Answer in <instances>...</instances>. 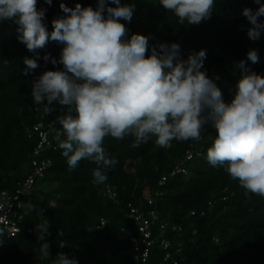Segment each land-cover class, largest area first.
I'll list each match as a JSON object with an SVG mask.
<instances>
[{
    "label": "trees",
    "instance_id": "1",
    "mask_svg": "<svg viewBox=\"0 0 264 264\" xmlns=\"http://www.w3.org/2000/svg\"><path fill=\"white\" fill-rule=\"evenodd\" d=\"M61 2L69 8L77 3L93 8L97 4V0H52L49 6L45 0H37V8L46 9L43 22L49 32L52 20L66 15ZM121 2L136 5L131 22L121 21L129 30L127 38L135 33L148 36L149 54L151 46L161 42L179 44L183 59L191 51L206 50L202 71L214 79L225 102L232 100L245 72L264 75V32L258 40H251L247 35L251 25L242 14L244 8L255 11L259 7L254 0H215L211 18L198 25H180L159 0ZM259 20L264 21V16ZM17 29L11 20L0 21V190H14L32 171L30 158L38 140L34 124L40 119L57 123L50 132L51 145L41 153L51 164L36 179L42 185L32 197L31 209L26 207L29 215L22 231L13 237L0 232V264H52L60 252L74 256L78 264H264V197L246 194L223 167L207 162V149L216 135L212 126H204L198 141L173 140L167 148L158 147L155 137L138 148L131 147V136L123 140L106 137L103 146L118 163L107 171L108 179L102 184L92 183L97 166L90 161L82 160L75 170H69L54 140L55 132L61 130L59 118L68 109L54 102L55 110L46 114L44 106L35 105L31 96L37 76L63 69L43 60L49 53L59 59L63 45L49 39L44 48L30 52L19 41ZM250 50L257 52L258 63L248 60ZM25 57H39V66L27 70ZM240 61L245 62L244 69L237 67ZM192 145L201 147V154L186 162L187 173L172 175V168ZM107 187L115 192L114 197L107 195ZM147 189L153 195L159 191L155 205L145 198ZM51 199L54 205H49ZM209 200L213 204L208 209ZM131 207L144 212L154 208L157 214L151 226L154 242L146 260L136 257L138 251L126 232H138ZM192 210H196L193 215ZM44 220L51 224V257L42 261L35 227ZM163 223L169 227L161 228ZM174 224L182 229H172ZM57 230L64 232L62 238L57 237ZM162 238L170 241L168 248L161 245ZM59 239L66 240L67 246L61 248ZM167 251L170 256L165 259Z\"/></svg>",
    "mask_w": 264,
    "mask_h": 264
},
{
    "label": "clouds",
    "instance_id": "2",
    "mask_svg": "<svg viewBox=\"0 0 264 264\" xmlns=\"http://www.w3.org/2000/svg\"><path fill=\"white\" fill-rule=\"evenodd\" d=\"M254 2L259 7L244 8L242 14L251 25L247 35L255 41L264 32V21L259 20L264 3ZM159 4L180 25H198L211 18L215 0H159ZM135 8L121 0H97L95 8L80 3L69 8L61 2L66 15L53 19L49 32L43 22L46 9H38L37 0H0V21L18 25V39L28 51L36 53L49 39L63 45L59 59L50 53L43 56L45 63L63 69L37 76L31 96L46 114L55 110L54 102L68 109L59 118L61 130L54 140L69 170L82 160L90 161L97 166L92 183L102 184L107 171L118 163L103 146L106 137L131 136L132 148L155 137L158 147L167 148L173 140H200L201 130L211 123L216 135L207 149V162L223 167L246 194L264 197V75L245 72L232 100L225 102L214 79L202 71L206 50L191 51L183 59L179 44L161 42L151 46L149 54L148 36L135 33L127 38L129 30L121 21L130 23ZM247 57L252 63L259 61L255 50ZM38 58H24L27 70L39 66ZM237 67L244 69L245 62ZM50 227L48 220L35 227L42 261L51 257ZM63 236L57 230V237ZM67 244L59 239L61 248ZM52 264H78V260L60 252Z\"/></svg>",
    "mask_w": 264,
    "mask_h": 264
},
{
    "label": "built area",
    "instance_id": "3",
    "mask_svg": "<svg viewBox=\"0 0 264 264\" xmlns=\"http://www.w3.org/2000/svg\"><path fill=\"white\" fill-rule=\"evenodd\" d=\"M211 78V75H208ZM37 109V107H36ZM68 113V110H67ZM57 122L52 120L51 122L45 123L43 120H39L34 124V132L37 133L38 140L37 145L33 149L32 153V171L26 176L25 179L18 181V185L12 191L0 190V204H3L4 207L0 209V232L5 234L7 237H13L22 231V225L25 220L28 219V212L26 211L27 205L33 204L32 197L37 194V184L36 179L38 177H43L51 160L46 157H41L43 150L51 145L50 132L52 127ZM206 127H211V123L205 125ZM201 154V147L192 145L186 150L182 160L177 163L171 170L172 175L187 173V163L190 161L193 156H199ZM165 177L160 179V184L165 180ZM107 195L110 197L115 196V192L109 187L106 188ZM156 195V196H155ZM160 195L159 191L153 195L148 189L145 191V198L149 204L155 205L157 201V196ZM49 205H54L55 200L51 199L48 201ZM213 204L212 200L208 201L207 208L209 209ZM44 211V208H43ZM205 210L202 211V215ZM27 213V214H26ZM196 210H192L191 214H195ZM130 216L133 217L138 222V232L137 234L132 233L130 230L126 232L130 236L135 250L138 251L136 255L137 258L146 260L149 254L150 246L154 242L152 237V224L157 220V214L152 208L147 212L137 208L131 207ZM105 220L101 219V224H104ZM169 227L168 223L161 224V228ZM172 229H182V225L174 224L171 226ZM161 245L163 248H168L170 246V241L167 238L161 239ZM170 256V252L167 251L165 254V259Z\"/></svg>",
    "mask_w": 264,
    "mask_h": 264
},
{
    "label": "rangeland",
    "instance_id": "4",
    "mask_svg": "<svg viewBox=\"0 0 264 264\" xmlns=\"http://www.w3.org/2000/svg\"><path fill=\"white\" fill-rule=\"evenodd\" d=\"M41 185H42V183L39 182V183L37 184V188H40Z\"/></svg>",
    "mask_w": 264,
    "mask_h": 264
}]
</instances>
